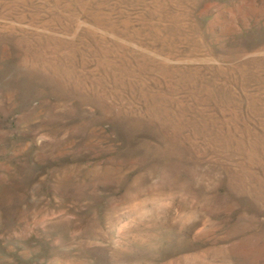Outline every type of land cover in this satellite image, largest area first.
<instances>
[{
    "label": "rangeland",
    "instance_id": "rangeland-1",
    "mask_svg": "<svg viewBox=\"0 0 264 264\" xmlns=\"http://www.w3.org/2000/svg\"><path fill=\"white\" fill-rule=\"evenodd\" d=\"M0 264H264V0H0Z\"/></svg>",
    "mask_w": 264,
    "mask_h": 264
}]
</instances>
